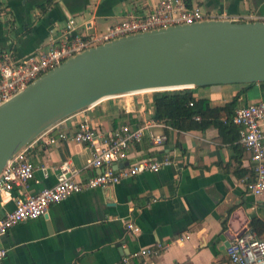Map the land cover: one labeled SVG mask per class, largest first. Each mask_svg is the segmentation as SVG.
<instances>
[{
  "label": "crops",
  "instance_id": "0c3cea01",
  "mask_svg": "<svg viewBox=\"0 0 264 264\" xmlns=\"http://www.w3.org/2000/svg\"><path fill=\"white\" fill-rule=\"evenodd\" d=\"M158 0H0V53L13 50L24 58L47 45L74 20L79 32L98 35L121 22L130 12L146 14ZM51 2L44 12L42 7ZM217 18L264 21V0H191ZM246 85L193 88L194 97L211 107L231 102ZM148 92V93H147ZM264 100V83L254 84L239 107ZM154 93L143 91L104 99L57 122L29 150L35 177L29 192L56 185L60 167L67 164L76 179L86 181L100 173L91 165L92 151L85 144L48 137L72 135L80 123L111 133L123 125L133 129L154 123L149 130L165 135L156 146L150 133L129 149L126 162L147 158L171 164L119 184L72 195L52 205L47 215L25 221L0 238L8 251L0 264H144L135 254L158 243L165 250L150 264H230L226 243L251 230L255 217L264 221V193L250 194L245 180L254 178V162L246 149L235 150L234 134L221 135L217 127L204 131H177L154 120ZM53 127V126H52ZM18 191L0 201V218L13 210ZM140 231L133 234L127 223ZM229 233L223 241L221 235ZM264 239V234L261 235ZM128 260V263L126 260Z\"/></svg>",
  "mask_w": 264,
  "mask_h": 264
},
{
  "label": "water",
  "instance_id": "95a60500",
  "mask_svg": "<svg viewBox=\"0 0 264 264\" xmlns=\"http://www.w3.org/2000/svg\"><path fill=\"white\" fill-rule=\"evenodd\" d=\"M256 83H264V21L260 20H208L93 47L0 106V175L19 151L57 122L104 99L143 91ZM228 235L221 239L226 241Z\"/></svg>",
  "mask_w": 264,
  "mask_h": 264
},
{
  "label": "built area",
  "instance_id": "2783aa9c",
  "mask_svg": "<svg viewBox=\"0 0 264 264\" xmlns=\"http://www.w3.org/2000/svg\"><path fill=\"white\" fill-rule=\"evenodd\" d=\"M208 20L230 19L225 16L217 18L199 8L189 7L186 0H158L150 12H130L121 22L98 35L79 32L76 22L69 20L68 25L58 31L57 37L31 55L17 58L13 50L0 53V106L43 75L93 47L130 35ZM194 118L200 120L199 116ZM233 122L240 128V144L251 153L254 162V178L245 180L246 189L254 196H261L264 193V100L237 108ZM154 125L151 123L137 129L123 125L111 133H103L87 122H82L72 135L61 132L58 138L48 137L47 144L71 140L87 145L92 151L91 165L100 169V173L81 181L76 179V171L64 164L60 167L56 185L36 194L29 192L36 170L29 158L32 143L24 147L7 163L0 175V201L6 193L18 191L20 195L15 200L14 209L0 218V238L20 223L47 215L52 205L59 204L72 195L114 186L122 180L145 172H158L169 166L171 160L167 157L161 161L147 158L120 167L128 160L130 147L141 143L147 132L156 146L166 141L165 135H154L149 131ZM52 129L54 126L37 139L45 137ZM127 227L133 234L140 231L131 221L127 223ZM165 248L164 244L158 243L141 249L135 256L146 259L144 264H150L148 260L161 256ZM227 253L230 264H264V239L247 230L230 241ZM7 254L6 249L0 248V262Z\"/></svg>",
  "mask_w": 264,
  "mask_h": 264
},
{
  "label": "trees",
  "instance_id": "16d2710c",
  "mask_svg": "<svg viewBox=\"0 0 264 264\" xmlns=\"http://www.w3.org/2000/svg\"><path fill=\"white\" fill-rule=\"evenodd\" d=\"M191 7V0H186ZM51 5V2L44 5V12ZM254 84H248L241 90L235 98L223 107H211L208 100L196 99L193 88L180 90L158 91L154 93V120L168 128L177 131H204L212 126L217 127L224 135L225 132L233 133L231 139L235 150H244L240 144V128L234 124L233 117L239 106L241 98L248 92ZM192 104V105H191ZM199 116L200 120H195ZM252 178V175H251ZM250 178V179H251ZM251 230L258 236L264 234V221L255 217L250 223Z\"/></svg>",
  "mask_w": 264,
  "mask_h": 264
},
{
  "label": "bare ground",
  "instance_id": "6f19581e",
  "mask_svg": "<svg viewBox=\"0 0 264 264\" xmlns=\"http://www.w3.org/2000/svg\"><path fill=\"white\" fill-rule=\"evenodd\" d=\"M148 93V92H147ZM154 93V92H153ZM60 115H57L55 117H53L52 119H50L48 122L45 123V126L51 124L53 121H55Z\"/></svg>",
  "mask_w": 264,
  "mask_h": 264
},
{
  "label": "rangeland",
  "instance_id": "374dc122",
  "mask_svg": "<svg viewBox=\"0 0 264 264\" xmlns=\"http://www.w3.org/2000/svg\"><path fill=\"white\" fill-rule=\"evenodd\" d=\"M155 93V92H154Z\"/></svg>",
  "mask_w": 264,
  "mask_h": 264
}]
</instances>
